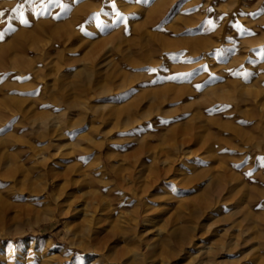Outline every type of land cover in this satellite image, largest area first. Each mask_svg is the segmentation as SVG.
<instances>
[{
    "label": "rangeland",
    "instance_id": "obj_1",
    "mask_svg": "<svg viewBox=\"0 0 264 264\" xmlns=\"http://www.w3.org/2000/svg\"><path fill=\"white\" fill-rule=\"evenodd\" d=\"M0 264H264V0H0Z\"/></svg>",
    "mask_w": 264,
    "mask_h": 264
},
{
    "label": "bare ground",
    "instance_id": "obj_2",
    "mask_svg": "<svg viewBox=\"0 0 264 264\" xmlns=\"http://www.w3.org/2000/svg\"><path fill=\"white\" fill-rule=\"evenodd\" d=\"M79 207V206H78ZM87 210V209H86ZM84 213V212H83ZM84 215L88 218L86 221H87V223L89 224V222L91 223V220H92V218H93V216H92V211H91V209H89V211L88 212H85L84 213ZM84 217V216H83ZM86 223V222H85ZM87 224V225H88ZM94 224V223H93ZM88 227V226H87Z\"/></svg>",
    "mask_w": 264,
    "mask_h": 264
},
{
    "label": "snow or ice",
    "instance_id": "obj_3",
    "mask_svg": "<svg viewBox=\"0 0 264 264\" xmlns=\"http://www.w3.org/2000/svg\"><path fill=\"white\" fill-rule=\"evenodd\" d=\"M14 11H15V9H14ZM208 23L211 24V21H209ZM149 71H154V69H149Z\"/></svg>",
    "mask_w": 264,
    "mask_h": 264
}]
</instances>
